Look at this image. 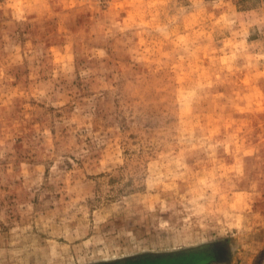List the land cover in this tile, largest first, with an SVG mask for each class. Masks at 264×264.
I'll return each instance as SVG.
<instances>
[{
  "label": "rangeland",
  "instance_id": "obj_1",
  "mask_svg": "<svg viewBox=\"0 0 264 264\" xmlns=\"http://www.w3.org/2000/svg\"><path fill=\"white\" fill-rule=\"evenodd\" d=\"M0 264H264V0H0Z\"/></svg>",
  "mask_w": 264,
  "mask_h": 264
}]
</instances>
